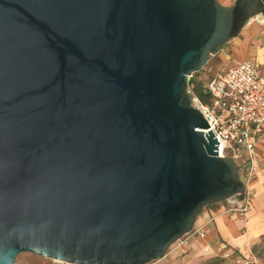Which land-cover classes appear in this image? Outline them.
I'll return each instance as SVG.
<instances>
[{"label":"water","instance_id":"1","mask_svg":"<svg viewBox=\"0 0 264 264\" xmlns=\"http://www.w3.org/2000/svg\"><path fill=\"white\" fill-rule=\"evenodd\" d=\"M264 0H0V264H145L243 184L188 77Z\"/></svg>","mask_w":264,"mask_h":264},{"label":"built area","instance_id":"2","mask_svg":"<svg viewBox=\"0 0 264 264\" xmlns=\"http://www.w3.org/2000/svg\"><path fill=\"white\" fill-rule=\"evenodd\" d=\"M201 90L206 100L192 94L190 103L200 111L217 140V155L229 156L237 165L243 190L239 203L227 209L244 217L251 196L248 182L256 171H264V161L254 148L256 136L264 128V54L260 60L248 57L216 71L201 84ZM196 235H204L202 224L192 226L172 243L179 246ZM230 254L226 249L222 253Z\"/></svg>","mask_w":264,"mask_h":264},{"label":"crops","instance_id":"3","mask_svg":"<svg viewBox=\"0 0 264 264\" xmlns=\"http://www.w3.org/2000/svg\"><path fill=\"white\" fill-rule=\"evenodd\" d=\"M259 13H264V11L255 13V17L249 18L232 37L227 52L230 63L248 57L260 60L264 54V20L259 18L261 17ZM254 148L259 159L264 161V128L258 132ZM248 184L251 196L244 217L241 218L227 209L239 203L240 196L238 195L220 200L226 204V207L221 205L215 210L203 207L196 215L192 226L202 224L204 250L218 243V248L224 246L226 250H230L231 254L235 255L238 247L254 243V240L264 233V171H256ZM209 215L213 216L208 220ZM194 237H190L189 240Z\"/></svg>","mask_w":264,"mask_h":264},{"label":"rangeland","instance_id":"4","mask_svg":"<svg viewBox=\"0 0 264 264\" xmlns=\"http://www.w3.org/2000/svg\"><path fill=\"white\" fill-rule=\"evenodd\" d=\"M218 1L223 4L232 2V0ZM254 14L251 17H255ZM231 40L232 37L227 42L223 43L216 52L210 54L208 59L203 63L199 70L191 72V76L189 77H192L195 81L203 84L210 75L216 71L230 66L232 63L228 61L230 57L228 56L227 52ZM187 87L192 93L190 85ZM221 205L226 207V204L223 201H218L217 203L215 202L207 204L204 206V208L215 210ZM212 214L215 215V213ZM203 243V236L198 235H196L192 240H184V242L179 246H175V244L171 242L161 257L150 260L145 264H264V233L259 235L254 240V243L244 245L243 247H238V249H236L237 254L235 255L230 254L223 256L222 253L224 252L225 247L218 248V243H216L212 248L204 250ZM13 264L76 263H70L63 260L36 255L29 251H21L17 254Z\"/></svg>","mask_w":264,"mask_h":264},{"label":"trees","instance_id":"5","mask_svg":"<svg viewBox=\"0 0 264 264\" xmlns=\"http://www.w3.org/2000/svg\"><path fill=\"white\" fill-rule=\"evenodd\" d=\"M188 85H190V89L194 95H196L201 100H206V95L203 94V92L201 90V84L198 81H195L192 77H189L188 78Z\"/></svg>","mask_w":264,"mask_h":264},{"label":"bare ground","instance_id":"6","mask_svg":"<svg viewBox=\"0 0 264 264\" xmlns=\"http://www.w3.org/2000/svg\"><path fill=\"white\" fill-rule=\"evenodd\" d=\"M258 15H261V17H259L261 20H264V13H259Z\"/></svg>","mask_w":264,"mask_h":264}]
</instances>
